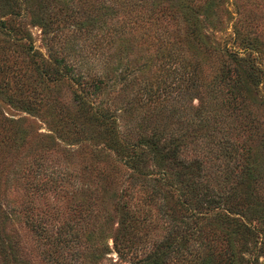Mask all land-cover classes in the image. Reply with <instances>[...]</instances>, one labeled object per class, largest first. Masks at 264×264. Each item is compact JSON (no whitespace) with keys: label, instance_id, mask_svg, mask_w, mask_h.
Returning <instances> with one entry per match:
<instances>
[{"label":"trees","instance_id":"16d2710c","mask_svg":"<svg viewBox=\"0 0 264 264\" xmlns=\"http://www.w3.org/2000/svg\"><path fill=\"white\" fill-rule=\"evenodd\" d=\"M216 3V0H0V7H7L0 14V97L28 113L37 112L41 103L55 100L47 92L48 85L45 86L44 83L49 81L52 85L58 82L60 69L68 70L67 77L77 88L72 90L77 103L76 110L65 112L56 109L53 103H45L46 107L39 109L38 113L50 123L52 132L38 133L41 139L37 143L54 145L53 131H60V126H64L63 122H75L77 112L82 115L88 113L86 106L89 105V119L101 126L104 147L110 148L115 154H124L122 160L130 163L129 187L134 189L138 185V190L142 192L141 199L139 202H114L112 207L116 210L118 219L110 235L118 258L129 257L130 264H264V259H258V253L250 255V252L258 250L264 244V207H253L250 212L247 208H235L238 202L233 200L239 196V192L232 189L230 192L220 193L208 188L198 178L201 176L200 159H183L179 156L175 143L167 144L155 136H140L136 143L121 140L114 119L103 112L100 104L103 102L100 98L103 85L108 84L113 75L109 73L108 62L129 53L124 52L122 43L119 42L125 38L128 40L125 37V34H129L127 29L133 30L131 36L141 33L155 35V40H159L157 48L162 46L166 60L184 61L188 68L183 72H178V67H175L176 86H183L189 79L199 81V65L202 62L196 55L189 53L187 48L192 44L206 48L204 24L210 22ZM82 4L88 5L89 10V18L85 22L81 20L76 26L82 32L71 33L73 37L67 40L61 32L52 33L47 39V51L51 55V60L47 62L48 59L30 42L31 34L24 23L37 22L43 32L51 25L59 29L61 21L67 18L64 16L72 15L77 8H82ZM79 38L87 41L85 44L89 45V53L86 49L82 50L84 42L83 45H78ZM69 39H74L72 47L77 48V55H83V60L92 67L93 73L74 71V64L64 61V55L58 53L64 50L61 42L67 43ZM245 42L248 43V40ZM243 48L251 47L244 44ZM230 55L235 57L237 64L239 60L246 58H236L235 53ZM239 65L244 75L241 80L244 81L246 76L251 75L246 67L254 68V65L250 61L247 66ZM127 68L128 65H125L119 70L117 82L124 80ZM244 87L246 84L242 82L239 88ZM139 89L143 91L139 93ZM135 90L134 93L138 95L135 94L133 112H141L146 107V102L159 104L163 99V93L160 92L163 88L152 89L148 82H143ZM145 114L141 115L142 120ZM90 129L95 132V128ZM31 139L22 118L0 115V165L10 151L8 147L23 146ZM102 149L103 147H93L97 155ZM144 153L156 158L157 163L158 159L160 162L165 160L177 167L174 172L175 175H180L177 188L167 183L164 172L152 175L142 169L140 162ZM67 157L69 161L72 160ZM257 162L246 163L243 167L247 178L251 176ZM37 168L39 172L35 170L33 176L28 167H23L19 176L10 177L6 173L2 183L20 185L28 190V198L24 199L20 207L9 201L0 202L3 216L7 217L9 213L14 215L20 208L22 221L37 236L62 232L68 235L67 239H75L86 225H89V237L104 233L107 229L105 223L110 216L106 200L111 196L110 188L105 185L108 181L105 166H89V178L84 166L78 172L67 170L68 164L45 163L39 164ZM41 171L45 178L39 177ZM46 190L56 193L59 199H65L72 214L77 213L75 219L58 224L45 222L46 216L42 214L47 209L37 206L34 198L44 195ZM3 192L4 190L2 196ZM132 192L133 190H129L130 194ZM246 193L249 192L243 190L244 197L247 196ZM45 205L48 206V203L45 202ZM58 206L50 204L54 214H58ZM247 213L252 217L255 215L257 222L252 223V218L247 219ZM158 221L165 222V231L159 236L145 239L144 229ZM4 243L0 237V260L7 255ZM6 244L10 251L12 243L6 241ZM139 244L143 252L137 255ZM95 261L92 258L91 263Z\"/></svg>","mask_w":264,"mask_h":264},{"label":"rangeland","instance_id":"374dc122","mask_svg":"<svg viewBox=\"0 0 264 264\" xmlns=\"http://www.w3.org/2000/svg\"><path fill=\"white\" fill-rule=\"evenodd\" d=\"M216 1L210 22L204 24L206 48L195 44L187 48L189 53L196 55L202 62L199 65V81L189 79L183 86H176L175 67H178V72L179 70L183 72L188 68L184 61L166 60L162 46L157 48L159 40H155V35L150 32L151 35L141 33L137 36L134 33L135 36H131L133 30L129 31L126 28L129 34H125V37L128 40L125 38L118 41L122 43L124 52L129 53L106 63L110 66L109 73L113 75L108 84L103 85L100 92L103 102L100 104L103 112L110 114L114 119L121 140L136 143L140 136L143 138L155 136L167 144L175 143L178 147L177 152L183 159H200L201 176L198 178L201 182H205L208 188L220 193L236 189L239 196L233 200L238 202L235 203V208H247L250 212L253 207H264V0ZM87 7L88 5L82 4V8H77L72 15L64 16L67 18L61 21L59 29L51 25L43 32L39 23L24 21L31 34L30 42L45 59H48L47 62L51 60V55L49 56L47 51L48 37L52 33L61 32L67 40L73 37L71 33L82 32V29L79 30L76 26L81 20L85 22L89 18ZM6 8L0 7V14ZM73 41L74 39H69L67 43L61 42L64 50L58 53L64 55V61L74 64V71L93 73L92 67L83 60V55H77V48L71 45ZM83 42L82 50L86 49L89 53V45L85 44L87 41L83 38L77 41L78 45H83ZM244 44L250 45L251 48L244 49ZM230 53H235L236 58L240 56L246 58L239 60L237 64L238 61ZM249 61L254 68L246 67L251 75L242 81L244 75L239 64L247 66ZM125 65H128V68L124 71V80L117 82L119 70ZM59 72L61 76L58 82L52 85L49 81L44 83L45 86L48 85L46 87L49 95L55 99L47 102L53 103L54 107L61 111L73 112L77 103L72 90L76 86L69 81L66 74L68 70L60 69ZM143 82H148L152 89L163 88L164 91L158 90L163 93V99L159 103L161 106L156 102L153 104L146 102V107L141 112L138 110L133 112L137 94L134 91L141 87ZM242 82H245L246 87L240 89ZM38 86L40 87L39 84ZM138 91L140 93L143 90ZM47 102L41 103L37 112L28 113L0 97V115L22 118L23 125L32 137L30 142L23 146L13 145L8 147L9 149L5 147L10 151L5 156L4 163L0 165V202L9 201L20 207L24 199L28 198V190H24L20 185L12 182L9 185L2 183L6 173L10 177L19 176L23 167H28L33 176L35 170L39 172L37 168L39 164H68L67 170L74 172H78L84 166L89 178V166L102 165L106 167L108 174L105 185L111 191L110 198L106 200V208L110 213L105 223L107 229L97 237H89V225H86L80 236L75 239H67L68 235L62 232L37 236L22 221L20 208L16 214L8 212L9 216L5 217L1 206L0 237L3 242L5 241L7 255L0 260V264H130L129 257L118 258L110 237L118 219L116 210L112 207L114 202L121 203L122 200L137 202L141 199L142 192L138 190V185L134 186L135 190L129 187L130 163L122 160L124 154H115L110 148L104 147L101 126L89 119V105L86 106L88 113L82 115L81 112H77L75 122H63L64 126H60V131H53L54 145L37 143L41 139L38 133L52 132L50 123L38 113L39 109L43 110L46 107ZM154 106L156 107L150 110ZM142 114H145L144 120L140 118ZM90 128H95V132ZM93 147L103 149L97 155ZM67 156L72 160L69 161ZM155 160L152 155L144 153L140 162L142 169L152 175L164 172L167 175V183L177 188L180 179V175L174 174L177 167L165 160L160 162L158 159V163ZM254 161L259 163L257 162L256 168L247 178L243 167L246 163ZM43 174L41 171L39 177L45 178ZM129 190L133 192L130 194ZM243 190L249 192L246 193V197ZM34 202L41 209H47L42 214L46 216L45 222L51 221L55 224L61 221L71 222L70 219H75L77 215L72 214L65 199L57 198L56 193L51 190H46L44 195L36 196ZM50 204L54 207L59 205L58 214H54ZM247 214V219L252 218L250 219L252 223L257 222L254 219L255 215L252 217L250 213ZM262 227L264 228V225ZM165 228L164 221L153 223L144 229L145 239L159 236ZM6 241L12 243L10 251ZM137 249V255L142 254L140 244ZM253 253H258V259L263 260L264 244L258 250L250 252V255ZM93 255L95 257H92ZM92 258H95V263H91Z\"/></svg>","mask_w":264,"mask_h":264}]
</instances>
